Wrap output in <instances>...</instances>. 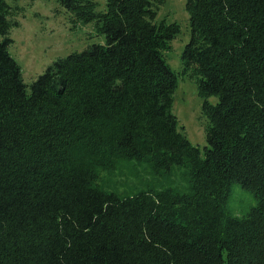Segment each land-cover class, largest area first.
I'll list each match as a JSON object with an SVG mask.
<instances>
[{
  "label": "trees",
  "instance_id": "16d2710c",
  "mask_svg": "<svg viewBox=\"0 0 264 264\" xmlns=\"http://www.w3.org/2000/svg\"><path fill=\"white\" fill-rule=\"evenodd\" d=\"M0 0V264H264V0H68L104 42L55 59L30 83ZM22 14L21 16H23ZM196 81L204 150L174 113ZM216 97V101H211ZM256 203L228 209L233 185Z\"/></svg>",
  "mask_w": 264,
  "mask_h": 264
},
{
  "label": "rangeland",
  "instance_id": "374dc122",
  "mask_svg": "<svg viewBox=\"0 0 264 264\" xmlns=\"http://www.w3.org/2000/svg\"><path fill=\"white\" fill-rule=\"evenodd\" d=\"M104 7L107 0H92ZM20 13L18 25L9 34L2 36L7 40L11 54L17 59L24 79L30 83L58 57L66 56L74 50H81L89 43L104 42L105 37L98 35L91 22L80 21L68 0H13ZM24 14L23 16H21ZM159 17L177 21L181 32L172 41V48L166 58L171 67L179 70L185 45L191 37L190 14L186 0H167L162 6ZM215 102L216 97H211ZM204 98L198 93L195 80L188 77L179 79L175 91L174 113L179 126L185 130L194 145L203 150L207 145L203 113ZM256 203L254 194L235 183L228 203L229 211L242 214Z\"/></svg>",
  "mask_w": 264,
  "mask_h": 264
}]
</instances>
